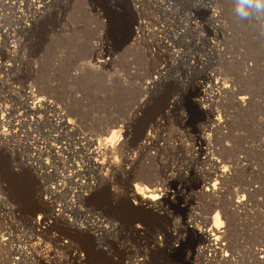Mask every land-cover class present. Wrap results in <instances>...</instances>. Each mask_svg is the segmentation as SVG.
<instances>
[{"label":"rangeland","instance_id":"1","mask_svg":"<svg viewBox=\"0 0 264 264\" xmlns=\"http://www.w3.org/2000/svg\"><path fill=\"white\" fill-rule=\"evenodd\" d=\"M113 131L111 169L89 170ZM217 164L211 199L197 185ZM153 185L155 213L130 198ZM215 215L218 256L186 225ZM0 264H264V0H0Z\"/></svg>","mask_w":264,"mask_h":264},{"label":"bare ground","instance_id":"2","mask_svg":"<svg viewBox=\"0 0 264 264\" xmlns=\"http://www.w3.org/2000/svg\"><path fill=\"white\" fill-rule=\"evenodd\" d=\"M34 5H36V4H34ZM35 10H36V8H35ZM37 14H39V13L37 12ZM38 17H39L38 15L35 16V18H38ZM125 27H127V24H126ZM127 34L128 33H126V37L125 38H127V36H128ZM135 34H137V33H135ZM127 40H128V38H127ZM161 71H162V69L159 70V72H158L159 75L161 74ZM214 80L216 82L215 83V86H214L217 89L216 90V93H213V91H212V93H211L212 96L210 97L212 100H211V102H210L209 105L200 106V109H201L202 113L205 115L206 122L203 123L204 124L203 126H200V130H199V135H200L199 138H200V140L199 141H200V146H202V148L199 149V153L196 155V158L197 159L199 158V156L203 155L204 156V159L203 158L202 159L205 160V163L206 162H208V163L210 162L211 164L213 163V161H212V159H210L211 157L208 154V150H207L208 147H209L208 144L210 143V140L212 138L211 136H213V135L214 136L215 135H220L221 126H222L221 125L222 122L220 121V118H219V113L216 110L217 109L216 108V105H219L220 104V100L223 98L222 95L228 93L227 90H226L228 87L226 85H224L225 84L224 82H223L224 84H222L220 81L218 82V79L215 78V75L214 74L213 75H207V77H206V81L207 82L211 83ZM154 83H155V81L152 82V84H154ZM230 91L232 92V90H230ZM230 96L231 95H229V97ZM234 98H233V100H234ZM245 100H247V98H245V97L244 98L243 97L242 98H238V103H239V104L237 103L238 106H240V107L243 106L244 103H245ZM170 104H172V103H170ZM174 104L175 103H173L172 105H174ZM235 105H236V103H235ZM174 107H171V106L166 105L165 106V109H167L166 111L168 112L169 110L173 109ZM28 108H29V110H32V111L36 112L38 106H37L36 103L32 102V103L29 104V107ZM169 113H170V111H169ZM136 115H138L137 114V110H136ZM164 119H166V118H162L160 120L157 119L156 121L154 120V122H152V125L149 127V129L151 131L148 132V133H143L142 134L141 140L139 141L140 143L138 145L139 148H140V150H142L143 152H147L148 150H150L153 147H156L157 146L156 144H158L159 141L154 138L153 131L155 129L158 130L159 128H162V126L164 124L163 123L164 122ZM69 124L70 123H68V125ZM117 139H118V134H117V132L113 131V132H111L110 139L109 140H106L103 148H101V145L98 144L96 148H94V149L91 150V153L85 155L86 156V160L88 162V164H87L86 167L90 168L89 170L95 171V172L102 170L105 165L108 168L111 169V166H112L111 164L113 162H110L109 161V159H111V158H108L107 159V157H103V155L101 154V149L105 150V154L106 153L107 154L108 153H111L112 150H113V148L115 147V144L117 143ZM203 147H205V148H203ZM106 161L108 163H106ZM130 162H132V161H130ZM237 164H239V163H237ZM214 167H215L214 169L211 168L213 171L212 170H211L212 172L209 171L210 173L207 172L208 173V174H206L207 177L201 179L198 182V185H197L198 187L201 188V191H203L205 193L206 197L211 198V199H214L215 196H217L216 194L219 192V189H221L220 188L221 183L222 182L224 183L223 180L226 179L224 177L226 175H228L225 166L224 167H221V165L219 166V164H217ZM227 169H228V167H227ZM202 177H203V175H202ZM228 177H229V175H228ZM130 198L133 199V201L136 202L135 205H137L139 208H141L143 210H148L149 212L151 211V212H154L155 213V212L159 211L157 209L159 208L160 204H162L168 198V194L165 192V190L159 189V187H156L154 185L152 187H150V188L149 187L146 188V187H143V186L142 187L135 186L134 189H133V191H131ZM243 203H244L243 200H239L238 199L236 202H232L231 207H235L237 209L238 207H240L241 205H243ZM205 223L207 225H205L202 229H199L196 225H191V223L190 224L188 223L186 225H187V228L188 229H190V230H192L194 232H197V233H199V234H201L203 236L205 242L207 243V245H206L207 248L205 250L202 249V252H204V253L207 252L208 253V251H209L208 249L210 248L211 251L213 252V253L212 252L211 253L214 254L215 256H218L220 254V250H222V247H223L222 241H223V238L225 237L224 236L225 235V230L224 229H226L227 227L223 229L220 226V221H219V218H218L217 215H215L213 217V220H212L211 225H210V219H208ZM229 227H228V229H229ZM170 248L172 249V246H170Z\"/></svg>","mask_w":264,"mask_h":264}]
</instances>
